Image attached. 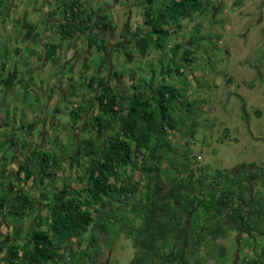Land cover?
Masks as SVG:
<instances>
[{
    "label": "rangeland",
    "instance_id": "374dc122",
    "mask_svg": "<svg viewBox=\"0 0 264 264\" xmlns=\"http://www.w3.org/2000/svg\"><path fill=\"white\" fill-rule=\"evenodd\" d=\"M3 1L8 9L5 10L7 12L5 15L0 16V75L7 72L5 69L2 70L3 61L8 64V71H12L15 68L14 65L17 64L21 77L30 74L33 85L38 89L37 92L27 90L28 93H25V83L21 84L23 87H19V83L9 88L5 84L0 85V129L10 134L12 129H9L7 124L11 123V120L8 119L4 108L8 107L9 111L13 104L7 102L6 98L12 96L17 97L19 101L23 99V104L16 103L17 111L14 110L23 114L21 119H25L28 113L31 115L38 113L35 119L38 121L44 119L52 111L51 109L41 112L45 109L43 108L45 104L43 93L49 94L56 91L57 87L61 88L62 81L58 76L54 78L58 69L53 65L57 60L48 59L49 63L46 67H42V62L31 61L33 49L39 50V45L32 41L29 42L30 47H28L22 37L25 16L28 17V21H33L32 23L36 25H38L36 23L38 19L41 21L43 0ZM101 1L109 4L112 0ZM211 3V7L206 9L204 14L197 13L191 20L184 21L182 30L172 33L168 46L163 50L149 47L148 56L145 57L141 55L140 50L136 53L128 52L129 56L134 58L127 62L129 66L123 65V67L126 66L124 70L117 66L114 67L119 70L117 72L121 76L124 75V78L120 79L119 75L113 76V68L108 67L110 76H112L111 84L121 85L122 92L120 93L124 95L125 101L132 97L136 88L146 90L145 86L150 82L151 77L155 78L156 85L167 84L181 89L182 96L172 103L169 112L174 119L175 129L168 130L169 137L167 135L166 145L161 146L158 152L164 156L162 169L166 175L170 176L178 174L186 177L193 172L195 179H207L213 177L219 170L226 174L234 169L238 171L241 164H247L249 168L251 164L264 167V0H211ZM146 10L147 6L144 4L137 6L135 10L138 27L143 30V34L147 31L144 28ZM117 11L120 17L118 22L120 27L125 16L119 7ZM38 30L40 31L41 28L39 27ZM177 46L179 48L173 52ZM83 47L87 48L86 41ZM16 48L21 53V58L16 55ZM185 51L191 52L190 65L182 62ZM171 59H174L177 64L170 62ZM58 61V68L61 69L60 57ZM25 62H28V67L23 66ZM163 64L166 67L169 65L173 71L180 69L182 73L173 72L171 76H163ZM80 71L77 69L75 73H71L67 66L63 71L70 78L68 88H65L68 98L61 100L58 109L63 115L66 111L67 117L63 119L65 124L60 131L61 136L51 141L54 150L57 148L58 155L62 154L58 150L62 145L69 148V154L76 150L68 112L75 107L74 103L84 104L86 97L93 94L90 93L84 79L90 78L93 68L90 66V70ZM130 73L136 78L135 81H131ZM3 76L5 77L6 74ZM46 85L50 87L47 88ZM39 90L42 93L37 96ZM153 91H156V88ZM94 96L96 97V94ZM181 101L185 104V108L180 104ZM188 103L191 105H187ZM97 105L98 103L94 104L95 108L89 112L88 116H84L85 118L76 128L77 137L82 141L89 136L88 129L91 127L89 124L94 122V118L99 113ZM51 114L54 116V110ZM81 128H84L87 133H82ZM39 131L43 129L38 130L37 133ZM109 131L106 129L107 135ZM154 140L156 139L152 141ZM16 163L17 161L9 163L6 174H1L0 170V197L4 195V187L8 181L16 182L19 189L30 192L34 198H38L40 203L42 201L44 203L42 193L50 196L54 190L64 185H70L76 190L84 187L79 178L84 169V160H80V165L75 167L70 166L68 161L65 162L56 172L54 181L47 180L40 186L41 189L36 185L39 182L36 176L29 182L28 187L26 184L18 183L19 177L11 176L18 172L19 164ZM13 165L15 169L12 172ZM36 166L33 165V168L36 169ZM1 168L3 165H0ZM140 173V171L135 173L136 179L140 180L144 177ZM261 185L257 184L253 190L258 192L260 197L263 196ZM208 191L209 188L206 192ZM141 195L142 193L137 198ZM40 203L36 214L31 215L27 211L23 217L17 219H14V215L11 214L6 217L2 216L7 210L3 211L2 215L0 214V221L4 222L0 241L11 235L10 241L7 240L11 243L12 238L16 237V231L19 230L22 236L17 243L26 242L30 227H36L33 219L39 216L41 223H45L44 219L48 216L46 206ZM120 206L118 202L112 206L116 212L114 219L106 222L109 233L91 228L81 245L76 247L78 255L88 250L89 260L85 262L78 257L75 262L67 260V262L57 264H130L135 259L136 249L127 231L132 223L139 226L141 222L133 219L130 208L125 210L126 208H119ZM122 216L129 220L128 223L123 222V224L117 220ZM191 216L190 214L186 219L185 225L191 224ZM98 217H101V214ZM222 218L221 222L224 224L223 228L227 235L216 242L208 240L205 246H201L196 251L195 257H190V263L196 264L195 260L198 259L200 264H242L245 257L251 259L261 254L264 237L259 234L251 237L244 232L230 230L229 222L225 221L226 218ZM170 249L169 247L164 248V253L170 252ZM189 255L190 252L186 254V256ZM3 256L4 254H0V264H2Z\"/></svg>",
    "mask_w": 264,
    "mask_h": 264
},
{
    "label": "trees",
    "instance_id": "16d2710c",
    "mask_svg": "<svg viewBox=\"0 0 264 264\" xmlns=\"http://www.w3.org/2000/svg\"><path fill=\"white\" fill-rule=\"evenodd\" d=\"M71 1L72 21L62 30L64 39L86 29L82 27L86 23L82 19L84 11L79 8L81 0ZM147 3L144 18L149 29L140 46L143 57L148 56L149 47L155 50L167 47L172 33L182 30L184 21L191 20L197 13L204 14L212 4L211 0H148ZM6 9L8 6L0 0V16L7 13ZM56 15L57 12L52 17ZM182 58V62L188 65L192 61L191 52L185 51ZM170 62L177 64L174 59ZM162 66L163 76L182 73L180 69L173 71L169 65ZM95 82L93 77L87 83L93 94L86 97L85 103H74L75 107L68 112L73 128H77L81 119L94 108ZM11 83L12 80L8 79L6 87L9 88ZM145 88H136L132 97L125 101L111 87H105L99 94L100 111L89 124L97 126L98 131L70 154L69 148L63 145L58 149L61 155L56 150L45 154L41 182L36 185L54 181L56 172L65 162L75 167L84 160V169L79 176L84 185L82 189L64 185L50 196L42 193L44 203H40L30 192L19 189L16 182L8 181L4 195L0 197V214L7 210L2 216L11 214L17 219L27 211L36 214L39 203L46 206L48 216L45 223H41L39 216L33 219L36 227H30L23 244L17 243L22 236L19 230L11 243L8 242L11 235L1 238L2 264H57L67 260L75 262L78 257L86 262L89 260L88 250L78 255L76 247L81 245L91 228L110 232L106 222L114 219L116 211L112 206L116 202L121 204L119 208H130L133 219L141 222L139 226L132 223L127 231L136 249L135 259L130 264H192L190 257H195L196 251L208 240L216 242L227 235L221 222L223 216L229 222L230 230L251 237L255 234L264 237V167L251 164L249 168L247 164H241L238 171L234 169L226 174L219 170L207 179H195L193 172L186 177L166 175L162 169L164 156L158 152L166 145L168 130L175 129L169 112L172 103L182 96L181 89L167 84L156 85L154 77ZM180 104L185 108L182 101ZM106 129L110 130L107 136L103 132ZM12 136L0 135V154L14 143ZM2 137L6 139L1 141ZM7 168L8 165L3 164L1 174L8 173ZM137 171L144 175L140 180L136 179ZM22 172L26 175L24 178H20ZM34 174L26 164L22 165L17 174L18 183L28 187ZM257 184H262V197L253 191ZM140 193L141 197L137 198ZM190 214L192 222L187 226L185 223ZM125 218L116 219L128 223ZM3 225L4 222L0 221V236ZM168 247L171 251L164 253V248ZM188 252L190 255L186 256ZM256 256L245 257L242 264H264V247ZM195 263L200 264L198 259Z\"/></svg>",
    "mask_w": 264,
    "mask_h": 264
},
{
    "label": "flooded vegetation",
    "instance_id": "af4514ba",
    "mask_svg": "<svg viewBox=\"0 0 264 264\" xmlns=\"http://www.w3.org/2000/svg\"><path fill=\"white\" fill-rule=\"evenodd\" d=\"M147 1L148 0H112L111 3L108 4L107 2H103L101 0H81V6L79 8L80 10L84 11V16L82 17V19H85L86 23L85 26L82 25V27H85L86 29L82 28L84 29L83 32L77 31L75 33H71V37L67 36L64 39L62 30L67 25V23H70V21H72V1L43 0V12L40 13L42 18L46 20V22H44L43 24V29H46L48 31L50 30L52 32L51 34H53V37L55 36V38L57 39L56 41L59 42L58 45H60L57 50V53L59 52L57 59L56 57H53L52 59L55 58L56 60H58L59 57L60 59H66V62L61 60V69L58 68L59 61L54 62L55 64L53 65L54 68L58 69V72H56V74H58H55L54 78H56L55 76H58V78L61 79V88L57 87L56 91L50 92L49 94L43 93L44 97L46 98H44L45 104L43 108H45L46 110H41V112L47 110L50 111L52 109V111L48 113V116H45L44 119L42 118L38 121L33 120L30 123L25 122L26 124H24L25 126L22 131H18L17 129L19 128H16L10 132L11 135L16 136L14 139V143L11 144V146L13 145V150L16 153V159L14 161H17L16 164H19V168L22 165L26 164L29 170L35 172L34 175L39 180V183L41 182L40 177H42L41 172L44 156L45 154L52 153L54 151V147L52 146L51 141L61 136L60 131H62L63 125L65 124L63 119L66 116V111L63 115L60 112V109H58V106L61 104V100H67L68 98V93L66 92L65 88H68L67 86L70 78L68 74L63 72L66 64H69L71 73H75L77 69H80V72L88 71L90 70V66L93 68V74H91L90 78H83L86 79V83H90L93 77L96 79V82L94 84V87H96V98L94 101L95 103H98V111H100V104L98 101L99 94L100 91H102L105 87H111L113 92L116 91L115 93H119V95L124 96L122 93H120L122 89L120 88L121 85L117 84L113 86L111 84L110 79L112 78V76H110V68L108 67L113 68V76L117 77L119 75L120 79H122V77L124 78V75L121 76V74L117 72L119 70L114 67L117 66L119 69L124 70L126 66L123 67V65H128L127 62L134 60L133 57L129 56L128 52L132 51L136 53V51L140 50L139 48L141 46L142 39L144 38V34L143 30L138 27L139 24L136 20L137 16L135 10L137 9V6L142 4H144V6H148ZM60 3L61 7L58 9ZM118 7L120 8L122 14L125 16V20L120 27L118 23L120 18L118 15L119 13H117ZM55 12H57V15L52 17V14ZM92 15L93 18L91 19ZM27 19L28 17L25 16L24 22L28 21ZM29 22L31 23V21ZM28 26L31 28V30L29 31H33L34 33L39 29L38 25H36L35 23H31ZM48 26L53 27L49 29ZM35 28L37 29L35 30ZM144 28H146L147 31L149 29L146 25L144 26ZM42 36L38 37V43L40 39H42ZM84 41H86L87 43L86 49H84L83 47ZM92 50H94V52L96 51V53H94ZM40 62L43 63V60H40ZM103 68H105L104 71H102ZM18 71L19 68L15 67L12 69V71L5 72L6 76H3L2 78L0 77V85L7 84L8 79H11L12 83L9 84L10 86L16 83H19V87L22 86L21 84L23 83H26L25 86H33L32 76L28 74L22 78ZM130 78L131 81L136 80V78H134L133 74L131 73ZM131 84H133V82H131ZM48 85H46L47 88L50 87ZM62 85H64V87ZM134 86L136 85L134 84ZM32 90L34 92H37L38 89H35L33 87ZM41 93L42 92L39 90L37 96H40L39 94ZM134 93L135 91L133 92V94ZM53 110L54 116H52L51 114ZM90 111H92V109ZM89 112L87 113L89 114ZM84 118L85 117H83V119ZM15 124L16 123L14 118L13 120H11V123L7 124V127H9V129H12ZM19 124L20 123L18 120L16 127H19ZM70 126L73 130L72 137L78 147L83 141L80 140L79 137H77L78 132L76 131V128H73L72 125ZM40 129H43V131H39V133H37V131ZM56 129L58 131H56ZM89 129L90 134L86 139H84V141L88 140L90 137H92L93 133H96L98 131L97 126H91ZM66 131L71 132L69 130ZM81 131L82 133H87L84 131V128H81ZM103 132L106 136V131L103 130ZM60 144H63V142H60ZM55 150H57V148ZM6 158L10 159L9 156L4 155L2 163L5 162L4 160ZM33 165H37L36 169L33 168ZM14 169L15 167L13 165L12 172L14 171ZM17 174L18 172L11 176L17 177ZM25 176V173L22 172L20 178H24ZM40 186L41 184H39V188Z\"/></svg>",
    "mask_w": 264,
    "mask_h": 264
},
{
    "label": "crops",
    "instance_id": "0c3cea01",
    "mask_svg": "<svg viewBox=\"0 0 264 264\" xmlns=\"http://www.w3.org/2000/svg\"><path fill=\"white\" fill-rule=\"evenodd\" d=\"M32 22L33 21H31V23ZM44 22H46V20H44L42 18V16H41V21L39 19L36 21V23L38 24V28L40 27L41 30L39 32L38 30H36L37 28H35L36 31L34 33L33 31H29V30H31V28L28 25L31 24V23L29 21H25L24 24H23V30H24L23 33L24 34L22 36L23 37V40H24V43H25L26 46L30 47L29 46V42H32V41L33 42H36L37 45H39V50L33 49V54H32L31 61H36L37 63H40V60H43L42 67H44V66L46 67L48 65V63H49V60L48 59H52L53 57H56V59H57L58 53H59V52L57 53V50H58V47L60 46V45H58L59 42L56 41L57 39L55 38V36L53 37V34H51L52 32L50 30L48 31L46 29H43ZM48 27H49V29H51V27H53V26H48ZM42 34H43V36H42ZM36 36H37V38H36ZM40 36H42V39H40V41L38 43V37H40ZM47 45H48V48H47ZM18 51L19 50L16 48V55H18V58H21V53L18 52ZM52 60L55 61V58L52 59ZM60 60L66 62V59H64V58H61ZM27 64H28V62H25L23 66L28 67ZM66 66L69 67V64L67 63ZM2 67H3L2 70L5 69V70L8 71L9 66H8V64H7L6 61H3L2 62ZM14 67H18V65L15 64ZM18 73H19V71H18ZM3 75L1 76V78L3 77ZM28 86H25L26 87L25 88L26 89V92L25 93H28L27 90H32L33 87L36 89V87L34 85L33 86L30 85L29 87ZM21 87H23V85ZM11 97L10 98L9 97L6 98V100H7V102H10V104L12 102V104H13L12 105V108L9 111L7 109L8 107H6L4 109H6L5 112H6V115H7V117H8L9 120H13L15 118V123H17V121L19 120V123H20L19 124V127H16L17 125L15 124L14 127H12V130H14L16 128H19L17 130L18 131L19 130L22 131L23 128H24V126H25L24 124L32 122L33 120H35L38 117L39 114L36 113V114L31 115L30 113H28V114H26L25 119H21V115H23V114H20V113L16 112L17 111V104L16 103L23 104V100L20 99V101H19V100H17L18 98H15V97H12L11 98ZM3 102L5 103V100H3ZM14 109H16V111ZM12 112H14V114H12ZM1 130H2V128L0 129V131ZM3 134H4V131L3 132L1 131L0 132V135H3ZM12 137L15 139L16 136L13 135ZM5 139L6 138L2 137L1 141H4ZM19 143H20V141H19ZM6 148H7V150L4 153H1L0 154V161H3L4 155L9 156L10 159H7L6 158L4 160L5 162L4 163L1 162L0 165L6 164L9 167L10 166L9 163L11 161L13 162L16 159V153L13 150V145L11 146V144H9Z\"/></svg>",
    "mask_w": 264,
    "mask_h": 264
}]
</instances>
